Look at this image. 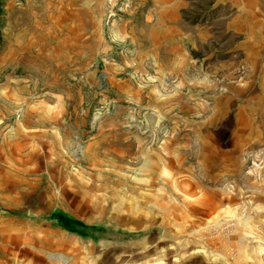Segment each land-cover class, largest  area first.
Segmentation results:
<instances>
[{
    "label": "rangeland",
    "instance_id": "1",
    "mask_svg": "<svg viewBox=\"0 0 264 264\" xmlns=\"http://www.w3.org/2000/svg\"><path fill=\"white\" fill-rule=\"evenodd\" d=\"M0 264H264V0H0Z\"/></svg>",
    "mask_w": 264,
    "mask_h": 264
},
{
    "label": "trees",
    "instance_id": "2",
    "mask_svg": "<svg viewBox=\"0 0 264 264\" xmlns=\"http://www.w3.org/2000/svg\"><path fill=\"white\" fill-rule=\"evenodd\" d=\"M55 215L57 216L56 218L61 223V227L63 229L67 230L70 233L76 234L80 237H84V234L82 232L84 228L89 229V231L100 230V228L94 225L83 224L81 221L76 220L70 217L69 215L59 213L58 211L55 213Z\"/></svg>",
    "mask_w": 264,
    "mask_h": 264
},
{
    "label": "crops",
    "instance_id": "3",
    "mask_svg": "<svg viewBox=\"0 0 264 264\" xmlns=\"http://www.w3.org/2000/svg\"><path fill=\"white\" fill-rule=\"evenodd\" d=\"M246 1H247V2H250V1H252V2H253V0H250V1H249V0H246ZM246 6H248V3H247V5H246Z\"/></svg>",
    "mask_w": 264,
    "mask_h": 264
}]
</instances>
